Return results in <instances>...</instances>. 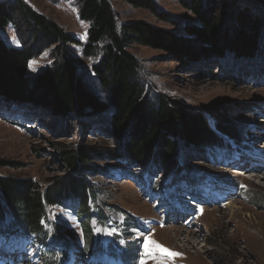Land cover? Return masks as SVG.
Wrapping results in <instances>:
<instances>
[{
  "label": "trees",
  "instance_id": "trees-1",
  "mask_svg": "<svg viewBox=\"0 0 264 264\" xmlns=\"http://www.w3.org/2000/svg\"><path fill=\"white\" fill-rule=\"evenodd\" d=\"M75 1L79 18L89 24L85 53L102 43L101 58L92 66L100 94L85 83L77 68L67 60L66 45L79 43L76 38L22 0H0V27L11 24L22 40L21 47H14L0 36V114L8 108L27 112L35 108L59 119H66L69 114L77 119H90L87 122L91 123L102 118L116 143L101 149L88 142L70 148L57 144L66 175L52 177L46 185L31 178L0 174V240L16 234L36 243L41 247L44 264H57L53 256L58 252L53 248L66 252L70 246L64 236L51 235L44 227L48 207H65L75 213L84 238L82 254L103 248L94 237L96 232L103 233L106 228L116 226L114 234L131 237L139 228L132 213L123 212L118 219L98 209V196L101 193L109 196L90 178V173L95 171L91 166L95 157L121 164L103 169L101 174L105 177L114 169L128 175H134L136 170L146 172L151 189L161 194L165 203L187 210L194 209L196 200L201 199L199 190L206 179L229 181L218 178L217 168L227 167L238 149L250 147L243 140L244 134L218 108H194L166 95L146 96L136 76L137 59L128 47L140 44L161 50L172 59L192 62L224 58L226 53L251 60L255 58L254 50L261 36V17L248 9L239 10L237 18L244 23L243 28L225 31L224 20L209 16V9L200 0H184L198 20L197 25L185 28L191 37L188 41L143 20L125 23L118 30L110 0ZM119 1L163 17L154 0ZM213 4L215 0H210L209 5ZM191 42L196 44L195 48L190 46ZM49 47H53L54 62L44 72L29 78L26 73L30 60ZM244 77L262 82L264 74L250 70ZM258 109L252 105L245 111L258 112ZM183 149H193L197 159L204 160L207 166L187 162L189 154ZM13 165L0 159V168ZM112 207L119 209L116 205ZM93 219L97 220L95 224ZM124 247L122 259L126 264H135L138 246Z\"/></svg>",
  "mask_w": 264,
  "mask_h": 264
},
{
  "label": "rangeland",
  "instance_id": "rangeland-1",
  "mask_svg": "<svg viewBox=\"0 0 264 264\" xmlns=\"http://www.w3.org/2000/svg\"><path fill=\"white\" fill-rule=\"evenodd\" d=\"M22 1L78 40L77 44L66 45L67 60L77 68L85 83L100 94L92 66L101 58L102 43L85 53L89 24L79 18L76 1ZM223 1L215 0V4L210 6V0H200L201 5L209 9V16L224 20L225 31L243 28L244 23L241 24L237 18L239 10L248 9L253 15L261 17V36L258 47L254 50L255 58L245 60L226 53L224 58L192 62L172 59L161 50L140 44H131L128 50L137 59L136 76L143 85L146 96L160 94L194 108H218L226 114L231 125L237 126L240 133L244 134L243 140L252 144L255 149L250 155L238 156L235 166L217 168L218 178L230 179L232 186L223 184L214 187L222 198L220 203L210 205L199 199L195 203V215L191 216L187 210L186 213L177 214L169 209L162 197L153 195L142 181L135 183L128 176L120 180L105 177L101 174L103 169L112 164H121L119 161L95 157L91 161L95 171L90 173V178L109 196H103L102 193L98 196V209L101 208L105 215H115L118 219L123 212L132 213L143 224L142 232L137 235L141 242L136 264H264V107H261L264 106V79L256 82L244 77L250 70L264 74V0H226V4H221ZM154 2L163 17L123 1L110 0L118 30L125 23L143 20L153 26L169 29L180 38L190 41L191 37L186 34L185 28L197 25L198 20L184 5V0ZM17 20L20 24L19 19ZM238 24L241 26H237ZM0 36L9 46L21 47L22 40L20 41L11 24L0 27ZM195 45L190 43L193 48ZM52 48H43L41 53L30 60L26 73L29 78L44 72L54 62ZM252 105L259 108L258 112L245 111V108ZM4 111L9 115L21 112L22 117L18 115L13 118L7 117L5 113L0 114V159L14 163L13 166L1 167L2 175L31 178L46 185L52 177L66 175L65 164L57 152V144H62L65 148L86 142L99 149L105 145L116 146L102 118H95L96 121L91 123L87 122L90 119H77L74 114H69L66 119H59L50 112L35 108L30 109V113L10 108ZM19 122L34 129L28 130ZM183 151L189 154L185 159L187 162L207 166L204 160L197 159L193 149ZM116 170L119 169L111 172H117ZM239 171L245 175H238ZM115 205L119 209L112 207ZM47 212L44 227L49 234L62 235L67 240L66 244L80 248L84 238L75 213L59 206L48 207ZM92 222L95 224L97 220L93 219ZM109 228L110 230L106 228L103 233L100 232L97 236L99 241L108 240L117 230L116 226ZM131 242L129 246L137 245V242ZM151 242L180 255L169 256L156 250ZM17 244V241L11 240L1 247L7 249H0V264H44L41 247L36 243L34 248L28 243ZM146 244L151 251H146ZM71 249L75 251L74 248ZM63 255L60 252L53 258L59 260ZM71 256L69 264H92L83 255L71 252Z\"/></svg>",
  "mask_w": 264,
  "mask_h": 264
},
{
  "label": "snow or ice",
  "instance_id": "snow-or-ice-1",
  "mask_svg": "<svg viewBox=\"0 0 264 264\" xmlns=\"http://www.w3.org/2000/svg\"><path fill=\"white\" fill-rule=\"evenodd\" d=\"M151 243H153V244L155 245V249H156V250H159V251H161V252H163V253H165V254H167V255H169V256L180 255L179 253H173V252H171L170 250H168V249H166V248H163L162 246H160V245H158V244H155V242H151ZM145 247H146V251H151V249H148L147 244L145 245Z\"/></svg>",
  "mask_w": 264,
  "mask_h": 264
},
{
  "label": "bare ground",
  "instance_id": "bare-ground-1",
  "mask_svg": "<svg viewBox=\"0 0 264 264\" xmlns=\"http://www.w3.org/2000/svg\"><path fill=\"white\" fill-rule=\"evenodd\" d=\"M237 174H238V175H245V173H243V172H241V171L237 172Z\"/></svg>",
  "mask_w": 264,
  "mask_h": 264
}]
</instances>
